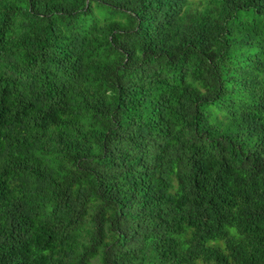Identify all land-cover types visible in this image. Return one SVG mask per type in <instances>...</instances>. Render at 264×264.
Here are the masks:
<instances>
[{
	"label": "trees",
	"instance_id": "obj_1",
	"mask_svg": "<svg viewBox=\"0 0 264 264\" xmlns=\"http://www.w3.org/2000/svg\"><path fill=\"white\" fill-rule=\"evenodd\" d=\"M264 264V0H0V264Z\"/></svg>",
	"mask_w": 264,
	"mask_h": 264
},
{
	"label": "rangeland",
	"instance_id": "obj_2",
	"mask_svg": "<svg viewBox=\"0 0 264 264\" xmlns=\"http://www.w3.org/2000/svg\"><path fill=\"white\" fill-rule=\"evenodd\" d=\"M194 4H198V3H200L201 1H203V0H191ZM93 264H96V263H93Z\"/></svg>",
	"mask_w": 264,
	"mask_h": 264
}]
</instances>
